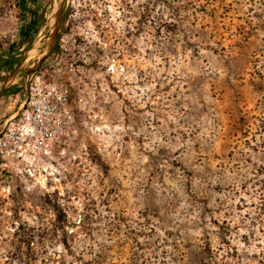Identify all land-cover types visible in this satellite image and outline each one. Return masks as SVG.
<instances>
[{"label":"rangeland","instance_id":"rangeland-1","mask_svg":"<svg viewBox=\"0 0 264 264\" xmlns=\"http://www.w3.org/2000/svg\"><path fill=\"white\" fill-rule=\"evenodd\" d=\"M10 2L0 129L35 76L71 121L47 172H0V264H264V0H96L61 75L41 40L3 54Z\"/></svg>","mask_w":264,"mask_h":264},{"label":"built area","instance_id":"built-area-1","mask_svg":"<svg viewBox=\"0 0 264 264\" xmlns=\"http://www.w3.org/2000/svg\"><path fill=\"white\" fill-rule=\"evenodd\" d=\"M67 102L68 92L61 84L40 76L28 81L23 104L0 129V172H47L56 151L69 144Z\"/></svg>","mask_w":264,"mask_h":264},{"label":"flooded vegetation","instance_id":"flooded-vegetation-1","mask_svg":"<svg viewBox=\"0 0 264 264\" xmlns=\"http://www.w3.org/2000/svg\"><path fill=\"white\" fill-rule=\"evenodd\" d=\"M95 1L11 0L17 39L11 40L8 47L16 43L17 49L24 51L41 40V54L51 36L55 34V42L51 50L42 58L35 59L38 65L55 54L57 63H60L59 75L65 72L61 68L68 59H71L70 65L73 72L75 70L81 73H84V70L88 72L90 70V30H94L92 23L95 15L92 5ZM61 85L64 86L63 83ZM65 89L68 92V88L65 87Z\"/></svg>","mask_w":264,"mask_h":264},{"label":"trees","instance_id":"trees-1","mask_svg":"<svg viewBox=\"0 0 264 264\" xmlns=\"http://www.w3.org/2000/svg\"><path fill=\"white\" fill-rule=\"evenodd\" d=\"M17 48H18V45H16V43H13L7 48L6 52H4L3 54L13 55V53H15ZM14 60L15 59H6L0 56V71L5 70L8 64H11L12 61Z\"/></svg>","mask_w":264,"mask_h":264},{"label":"water","instance_id":"water-1","mask_svg":"<svg viewBox=\"0 0 264 264\" xmlns=\"http://www.w3.org/2000/svg\"><path fill=\"white\" fill-rule=\"evenodd\" d=\"M54 42H55V34H53L51 36V38L49 39V41L45 45V49H44L43 53H41L39 55V58H42L45 54H47L51 50V48L54 46Z\"/></svg>","mask_w":264,"mask_h":264},{"label":"crops","instance_id":"crops-1","mask_svg":"<svg viewBox=\"0 0 264 264\" xmlns=\"http://www.w3.org/2000/svg\"><path fill=\"white\" fill-rule=\"evenodd\" d=\"M17 92V91H16ZM26 96V95H25ZM25 99V98H24ZM22 104H23V102H22ZM21 103H20V105H22ZM21 107V106H20ZM17 112V111H16ZM14 114V113H13Z\"/></svg>","mask_w":264,"mask_h":264}]
</instances>
